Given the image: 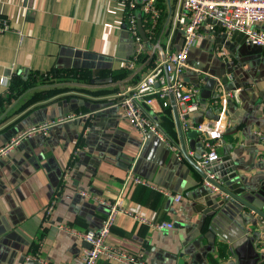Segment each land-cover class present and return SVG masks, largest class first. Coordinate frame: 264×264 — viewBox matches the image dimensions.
<instances>
[{
    "label": "crops",
    "instance_id": "0c3cea01",
    "mask_svg": "<svg viewBox=\"0 0 264 264\" xmlns=\"http://www.w3.org/2000/svg\"><path fill=\"white\" fill-rule=\"evenodd\" d=\"M161 1L167 11L164 29L172 8L161 44L163 51L175 50L182 45V33L171 27L177 1ZM0 20L10 25L0 32V80L10 78L9 85L0 82V96L13 78L36 80L53 70H72L90 80L71 81L97 84L120 80L112 77L117 71L127 70L124 78L133 71L127 64L134 42L121 0H0ZM203 32L205 38L191 50L184 70L186 85L199 89L190 122L218 116L227 123L220 160L230 156L236 190L264 206V150L256 134L264 132V47L247 43L241 33L226 35L216 23ZM221 48L225 56L218 54ZM147 50L151 54L152 47ZM161 52L157 48L153 58ZM218 76L221 84L216 86ZM131 82L36 90L0 120L1 147L28 125L85 114L55 126L48 136L25 140L0 158V264H83L82 250L89 244L72 230L99 229L108 212L102 201H118L153 222L173 223L159 230L127 213L116 215L106 242L135 255L142 252V261L134 264H179L181 258L184 264L264 262V220L210 188L176 147L169 149L153 133L141 137L125 118L119 94L135 85ZM55 89L65 91L27 105L36 94ZM230 90L238 96L225 104L215 102ZM169 100L168 106L158 99L146 107L178 144ZM178 105L181 114L185 105ZM190 139L186 136L194 159L202 142L193 149ZM130 172L147 184L128 179ZM178 194L182 200L176 202ZM52 201L55 207L46 217ZM97 264L125 263L102 256Z\"/></svg>",
    "mask_w": 264,
    "mask_h": 264
},
{
    "label": "built area",
    "instance_id": "2783aa9c",
    "mask_svg": "<svg viewBox=\"0 0 264 264\" xmlns=\"http://www.w3.org/2000/svg\"><path fill=\"white\" fill-rule=\"evenodd\" d=\"M127 10V29L134 42V50L128 67L134 69L138 65L141 56L147 50V44L143 40L138 20L141 16L142 23L148 26V40L152 38V30L156 28L161 18V7L158 0H121ZM177 7L174 12L171 27L174 31L182 33V45L175 50L162 51L154 60L152 65L142 73L139 81L126 92L119 94V104L123 108L124 116L141 135L146 137L148 133L155 134L162 140L166 147L174 149L175 145L160 126L159 120L148 113L147 105H152L154 100H163V105L170 104L171 95L176 99L177 105L183 103L184 110L180 114V121L184 130L197 129L200 132L202 142V153L199 160L201 166L215 162L220 159L219 148L222 145L221 138L227 127V123L221 117L201 121L194 125L190 122V113L197 110L198 104L194 101L199 89L186 85L184 70L189 66L188 58L191 50L200 38H205L203 28L212 27L215 23L226 35L241 33L247 43L264 47V0H176ZM140 8V13L137 12ZM10 29L5 20H0V32ZM219 55H226L221 48ZM10 78L3 76L0 82L9 85ZM237 90H230L221 94V98L215 102L225 104L228 98H236ZM179 106V105H178ZM85 116L82 113H70L55 119L45 120L28 125L18 131L4 145L0 147V158L9 154L15 147L25 140L36 136H48L51 130L62 123L76 120ZM264 150V132H256ZM128 179H134L136 183L147 184V182L133 173H129ZM88 194V192H81ZM166 194H169L166 192ZM176 202L182 200V195L173 196ZM108 206L106 219L99 229H89L84 232H75L89 245L82 250L81 258L83 264H97L100 257L116 260L125 264L141 262L143 253L137 255L112 247L106 242L111 232L116 215L119 212L129 214L134 220L149 224L155 229L172 228L171 222H153L143 215L130 212L120 206V202L102 201ZM55 207L52 201L46 209V217H49ZM67 228L65 226H60ZM49 264L48 262H43Z\"/></svg>",
    "mask_w": 264,
    "mask_h": 264
},
{
    "label": "water",
    "instance_id": "95a60500",
    "mask_svg": "<svg viewBox=\"0 0 264 264\" xmlns=\"http://www.w3.org/2000/svg\"><path fill=\"white\" fill-rule=\"evenodd\" d=\"M170 1V0H169ZM172 8L170 5L169 8V16L167 18V22L165 23V29L167 28V25L169 23V20L171 18ZM139 25V31L143 38V40L146 42L148 47H152V52L147 60V62L143 64L137 65L132 73L127 76L126 78L113 81L106 84H97V83H83V82H77V81H65V82H50L46 84H39L35 85L33 87H30L26 91H24L18 98H16L9 106L8 108L0 114V120L4 118L7 114H9L13 108L18 105L29 93L34 92L36 90L41 89H47L51 87H63V86H75V87H85V88H98V87H112L116 85H123L124 83H127L133 78L140 74L144 67L146 65L150 64L151 59L153 58L156 49L158 48L160 51H163V46L161 44L162 39L164 37L165 29L163 30L162 35L158 39L157 43L154 44V46L151 44V42L148 40L145 28L142 24L141 16L138 20ZM216 77V86L218 84H221V78ZM171 102L173 106L177 131H178V144L172 140L175 147L184 155V157L192 164V166L199 172V174L202 176V178L205 180V182L209 185L210 188L218 189L221 192L225 193L228 198L234 199L236 202H238L244 209H248L251 213L255 214L257 217H259L262 221L264 220V206L256 201H254L253 198L244 197L239 194L238 190H236V185L234 184V180L236 177V170L235 166H231L232 163L230 161V156H225L221 158V164H218L219 160L209 163L205 166H201L199 163L202 150L198 149L197 153L195 154V158H190L188 154V148L186 143V136L190 137V145L194 149L197 141L200 140V132L197 129H191L188 132H185L186 130L183 129L181 121H180V113H179V106L177 105L176 99L173 95H171ZM215 118H218L215 117ZM214 118V119H215ZM233 180V182L229 183V181ZM234 184V185H233ZM210 190V189H209ZM264 259V258H263ZM183 258L179 260V264H184Z\"/></svg>",
    "mask_w": 264,
    "mask_h": 264
},
{
    "label": "trees",
    "instance_id": "16d2710c",
    "mask_svg": "<svg viewBox=\"0 0 264 264\" xmlns=\"http://www.w3.org/2000/svg\"><path fill=\"white\" fill-rule=\"evenodd\" d=\"M158 1L160 4L159 6L163 7L162 1L161 0H158ZM162 9H163V12H162L161 18L158 22V25L156 26L155 29L152 30V38L150 39L152 45H154L158 41V39L160 38V36L162 35L163 30H164V21H165L166 15H167V11L164 10V8H162ZM144 28L146 31V29H148V26L146 24H144ZM146 34L148 36L147 32H146ZM163 45H164V47H166L165 43ZM149 56H150L149 51L146 50V52L139 59L138 65L147 62ZM154 59L155 58H152L150 64L146 65L144 67V69L142 70V72L133 78L131 85L132 84L134 85L139 81L142 73L147 71V69L152 65ZM127 74H128L127 70L117 71L116 73L112 74V77L115 80H117V79L124 78ZM50 75L51 76H49V75H40L39 76L38 75L37 76L38 78L36 80H35L34 76H30L27 79H24L23 77L13 78L11 81L9 91L6 92L4 95L0 96V113L2 111H4L5 108L8 105H10L16 98H18L24 91H26L27 89H29L30 87H33L35 85L50 83V82H54V81L61 82V81H71V80H81V81H89L90 80L89 78H83L84 74H80V76H78V73L73 72L72 70H55V71L53 70L50 73ZM60 91H65V90L55 89L52 91L38 93L30 99V101L28 102L27 105H29L32 102L37 101L39 99L47 98V97L54 95ZM261 264H264V262H262Z\"/></svg>",
    "mask_w": 264,
    "mask_h": 264
}]
</instances>
